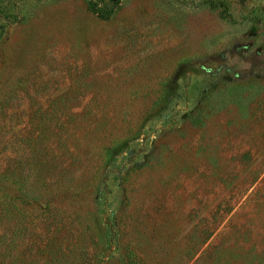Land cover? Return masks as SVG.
I'll use <instances>...</instances> for the list:
<instances>
[{
	"label": "rangeland",
	"instance_id": "rangeland-1",
	"mask_svg": "<svg viewBox=\"0 0 264 264\" xmlns=\"http://www.w3.org/2000/svg\"><path fill=\"white\" fill-rule=\"evenodd\" d=\"M0 264H264V0H0Z\"/></svg>",
	"mask_w": 264,
	"mask_h": 264
},
{
	"label": "trees",
	"instance_id": "trees-1",
	"mask_svg": "<svg viewBox=\"0 0 264 264\" xmlns=\"http://www.w3.org/2000/svg\"><path fill=\"white\" fill-rule=\"evenodd\" d=\"M98 16H100L101 18H108L109 17V12L107 14H103V13H100L99 11L96 12Z\"/></svg>",
	"mask_w": 264,
	"mask_h": 264
}]
</instances>
